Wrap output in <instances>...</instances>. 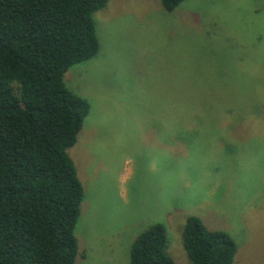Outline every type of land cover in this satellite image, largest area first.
<instances>
[{
	"label": "rangeland",
	"instance_id": "1",
	"mask_svg": "<svg viewBox=\"0 0 264 264\" xmlns=\"http://www.w3.org/2000/svg\"><path fill=\"white\" fill-rule=\"evenodd\" d=\"M94 21L97 56L64 75L90 105L68 151L84 189L75 264H106L152 224L174 264H191L190 216L231 237L234 264H264V0L171 13L109 0Z\"/></svg>",
	"mask_w": 264,
	"mask_h": 264
},
{
	"label": "trees",
	"instance_id": "2",
	"mask_svg": "<svg viewBox=\"0 0 264 264\" xmlns=\"http://www.w3.org/2000/svg\"><path fill=\"white\" fill-rule=\"evenodd\" d=\"M158 1L171 13L186 0ZM108 2L0 0V264L79 257L84 189L68 151L90 105L64 75L97 56L94 15ZM166 236L163 225L148 226L133 240L129 264H174ZM181 241L191 264H234L231 237L197 217L185 220Z\"/></svg>",
	"mask_w": 264,
	"mask_h": 264
},
{
	"label": "crops",
	"instance_id": "3",
	"mask_svg": "<svg viewBox=\"0 0 264 264\" xmlns=\"http://www.w3.org/2000/svg\"><path fill=\"white\" fill-rule=\"evenodd\" d=\"M129 245L127 246L126 250H123L122 252H119V250H118V254H116L115 256H112V257H108L106 259V264H126V263L129 264V254H130ZM89 247L90 246H87V250H88L89 258L91 259V257L95 256V254L92 253L91 251H89V249H90ZM100 250L102 251L101 248H100ZM108 250H110V249H108Z\"/></svg>",
	"mask_w": 264,
	"mask_h": 264
}]
</instances>
